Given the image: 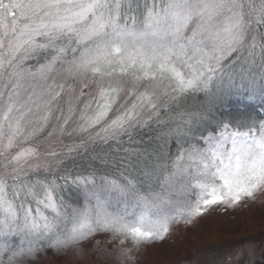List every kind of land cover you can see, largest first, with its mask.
I'll use <instances>...</instances> for the list:
<instances>
[{
  "label": "snow or ice",
  "instance_id": "6c2138e0",
  "mask_svg": "<svg viewBox=\"0 0 264 264\" xmlns=\"http://www.w3.org/2000/svg\"><path fill=\"white\" fill-rule=\"evenodd\" d=\"M258 194L264 0H0V264H138Z\"/></svg>",
  "mask_w": 264,
  "mask_h": 264
},
{
  "label": "rangeland",
  "instance_id": "374dc122",
  "mask_svg": "<svg viewBox=\"0 0 264 264\" xmlns=\"http://www.w3.org/2000/svg\"><path fill=\"white\" fill-rule=\"evenodd\" d=\"M238 251L241 264H264V194L234 210L212 209L191 226L173 225L164 241L140 251L138 264H228ZM40 264L59 261L49 255Z\"/></svg>",
  "mask_w": 264,
  "mask_h": 264
}]
</instances>
